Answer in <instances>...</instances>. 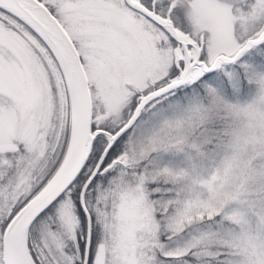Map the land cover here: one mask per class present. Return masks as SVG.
<instances>
[{
  "label": "snow or ice",
  "instance_id": "6c2138e0",
  "mask_svg": "<svg viewBox=\"0 0 264 264\" xmlns=\"http://www.w3.org/2000/svg\"><path fill=\"white\" fill-rule=\"evenodd\" d=\"M0 264H264V0H0Z\"/></svg>",
  "mask_w": 264,
  "mask_h": 264
}]
</instances>
